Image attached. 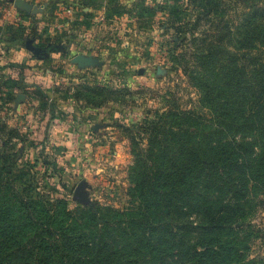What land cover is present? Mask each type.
<instances>
[{
  "label": "rangeland",
  "instance_id": "obj_1",
  "mask_svg": "<svg viewBox=\"0 0 264 264\" xmlns=\"http://www.w3.org/2000/svg\"><path fill=\"white\" fill-rule=\"evenodd\" d=\"M218 1L242 19L232 0H0V199H44L84 228L132 215L137 154L162 145L144 125L167 133L175 112L208 113L197 55ZM255 220L264 231V208Z\"/></svg>",
  "mask_w": 264,
  "mask_h": 264
},
{
  "label": "trees",
  "instance_id": "obj_2",
  "mask_svg": "<svg viewBox=\"0 0 264 264\" xmlns=\"http://www.w3.org/2000/svg\"><path fill=\"white\" fill-rule=\"evenodd\" d=\"M232 2L242 19L224 20L218 1L197 55L210 115L182 110L167 133L158 123L139 133L156 129L162 145L144 152L151 163L137 154L138 209L96 229L61 221L69 212L44 199L1 198L0 264H264L250 257L264 233L255 220L264 208V5Z\"/></svg>",
  "mask_w": 264,
  "mask_h": 264
},
{
  "label": "crops",
  "instance_id": "obj_3",
  "mask_svg": "<svg viewBox=\"0 0 264 264\" xmlns=\"http://www.w3.org/2000/svg\"><path fill=\"white\" fill-rule=\"evenodd\" d=\"M14 60L21 62L22 64L26 62V51H16L14 55Z\"/></svg>",
  "mask_w": 264,
  "mask_h": 264
},
{
  "label": "water",
  "instance_id": "obj_4",
  "mask_svg": "<svg viewBox=\"0 0 264 264\" xmlns=\"http://www.w3.org/2000/svg\"><path fill=\"white\" fill-rule=\"evenodd\" d=\"M76 195L82 197L85 201H89L88 193L84 191L82 184L77 187Z\"/></svg>",
  "mask_w": 264,
  "mask_h": 264
}]
</instances>
